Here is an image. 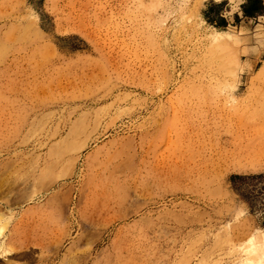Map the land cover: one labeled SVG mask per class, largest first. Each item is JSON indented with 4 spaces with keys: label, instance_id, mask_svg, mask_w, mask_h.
<instances>
[{
    "label": "rangeland",
    "instance_id": "1",
    "mask_svg": "<svg viewBox=\"0 0 264 264\" xmlns=\"http://www.w3.org/2000/svg\"><path fill=\"white\" fill-rule=\"evenodd\" d=\"M247 2L0 0V264H264Z\"/></svg>",
    "mask_w": 264,
    "mask_h": 264
},
{
    "label": "trees",
    "instance_id": "2",
    "mask_svg": "<svg viewBox=\"0 0 264 264\" xmlns=\"http://www.w3.org/2000/svg\"><path fill=\"white\" fill-rule=\"evenodd\" d=\"M245 17L253 18L264 13L262 0H248L243 6ZM225 23V21H223ZM236 193L250 205L252 211H258L259 205L264 208V174L253 176H233L231 178Z\"/></svg>",
    "mask_w": 264,
    "mask_h": 264
},
{
    "label": "bare ground",
    "instance_id": "3",
    "mask_svg": "<svg viewBox=\"0 0 264 264\" xmlns=\"http://www.w3.org/2000/svg\"><path fill=\"white\" fill-rule=\"evenodd\" d=\"M253 148V147H252ZM248 156H250L251 155V157L252 156H254V155H258L259 154V151H258V149H256V150H248V149H245V150H243ZM241 153H243L242 151H240ZM248 159V158H247ZM252 159V158H251ZM237 164L238 163H241L242 165H244V164H246V162L248 161V160H234ZM5 229H6V226L5 225H1L0 224V238L3 236V234H4V232H5ZM259 241H263L264 242V236H263V234H259L257 237H256V241H255V243H257V242H259ZM1 245V244H0ZM2 248H3V250L5 249V244L4 243H2ZM5 251H7L6 249H5Z\"/></svg>",
    "mask_w": 264,
    "mask_h": 264
}]
</instances>
